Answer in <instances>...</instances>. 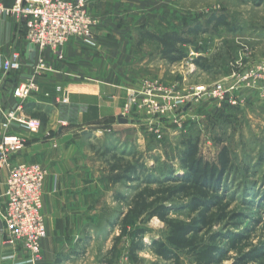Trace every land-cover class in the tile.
I'll list each match as a JSON object with an SVG mask.
<instances>
[{
	"label": "rangeland",
	"instance_id": "obj_1",
	"mask_svg": "<svg viewBox=\"0 0 264 264\" xmlns=\"http://www.w3.org/2000/svg\"><path fill=\"white\" fill-rule=\"evenodd\" d=\"M85 2L94 22L95 47L91 49H97L98 37L102 39V50L92 59L94 65L110 73L113 81L125 84L126 104L132 98L136 102L128 110L124 105L121 116L127 124L90 131L79 142L74 196L90 198L82 205L86 221L81 233L93 232L82 238L85 255L67 264H107L110 260L112 264H161L150 246L152 239L165 237V225L156 217L148 219L147 214L124 219L131 198L145 182L111 184L103 148L133 163L137 160L147 167V176L155 179L172 171L181 177L179 155L184 143L193 138L198 139L204 161L216 162L223 146L231 158L226 195L234 199L229 210L243 218L237 225L230 220L216 224L213 231L244 239L221 264H237L243 254L256 250L263 255L247 264H264V0H120L121 9L108 18L109 25L90 14ZM219 17L227 24L218 23ZM194 27L206 32L196 39L187 37L192 43L180 48L187 58L172 65L161 58L155 43L139 36L142 31L179 34ZM1 44H10L32 68L43 53L28 43L14 16H0ZM199 56L211 66L209 72L193 63ZM219 84L222 91L217 93ZM48 108L41 114H49ZM116 193L126 202L117 201ZM0 202L1 217V198ZM178 218L186 220L182 214ZM136 228L144 234L135 235ZM139 241L144 248L134 252ZM180 258L182 264H194L186 254Z\"/></svg>",
	"mask_w": 264,
	"mask_h": 264
},
{
	"label": "crops",
	"instance_id": "obj_2",
	"mask_svg": "<svg viewBox=\"0 0 264 264\" xmlns=\"http://www.w3.org/2000/svg\"><path fill=\"white\" fill-rule=\"evenodd\" d=\"M86 1L89 13L97 16L102 24H108V18L121 9L120 0ZM1 2L7 7L13 4V0ZM101 42V37H98V47L93 50L81 41L71 39L62 49L61 60L51 51H44L42 56L52 70L35 77L39 90L23 103L22 112L27 117L39 119L41 128L37 133H29L16 125L6 129L7 133L17 134L26 141L24 149L11 157L12 161L38 164L46 171L42 187V215L47 235L42 241L41 259L36 264H67L80 260L86 252L82 238L91 236L93 232L85 229L81 233L86 221L82 205L88 204L90 198L74 196L77 186L74 173L80 165L79 142L90 131L100 132L104 127L119 125L118 117L128 99L125 84L113 81L110 73L94 65L92 59L98 55L97 51L102 50ZM11 51L10 44L0 45V52L4 55ZM32 51L35 56V50ZM21 61V69L11 75L9 83L12 85L33 77L31 63L23 61L22 57ZM61 91L67 92L65 103L62 102ZM17 104L9 88L0 90V106L4 111L15 108ZM48 107L51 108L50 113L41 114ZM1 115L0 130L5 131ZM6 173V168L1 167L0 192L3 191ZM7 253H11L9 248L0 247V256ZM25 256V252L18 249L16 259L23 260ZM0 264L13 263L6 261Z\"/></svg>",
	"mask_w": 264,
	"mask_h": 264
},
{
	"label": "trees",
	"instance_id": "obj_3",
	"mask_svg": "<svg viewBox=\"0 0 264 264\" xmlns=\"http://www.w3.org/2000/svg\"><path fill=\"white\" fill-rule=\"evenodd\" d=\"M216 21L223 25L227 24L222 17L217 18ZM205 32L203 28L194 27L179 34L142 31L139 36L155 43L161 58L172 65L187 58V54L180 48L192 43L189 38L196 39ZM193 63L203 72H209L211 69L206 59L201 56L195 58ZM102 155L108 157L106 172L111 184L145 182L146 186L131 198L124 219L147 214L148 219L156 217L165 225L167 229L165 237L152 239L150 246V251L162 262L161 264H182L180 254L191 257L194 264H221L226 260L227 253L239 249L238 245L244 236L235 234L226 236L213 231L216 224L220 225L230 220L237 225L243 218L239 212L229 210L234 199L226 195L228 191L225 180L231 167V158L225 146L220 149L216 162L210 163L200 156L198 139H189L184 143L179 155L183 175L175 177L172 171L168 173L169 175L156 179L147 176V167L137 160L134 163L125 160L109 147L103 148ZM151 184H155L156 187H149ZM114 196L117 201L126 202L122 195L116 193ZM175 200L178 201L177 204L174 203ZM246 201L245 203L248 202ZM181 214L186 220L178 218ZM121 228L123 232V224ZM143 234L142 229H135V235ZM224 240H226L225 244H223ZM143 248V244L139 241L132 249L135 252ZM110 253L113 255V252ZM262 255L260 250L243 254L237 264H247L249 261L260 259ZM107 264H112L111 260Z\"/></svg>",
	"mask_w": 264,
	"mask_h": 264
},
{
	"label": "built area",
	"instance_id": "obj_4",
	"mask_svg": "<svg viewBox=\"0 0 264 264\" xmlns=\"http://www.w3.org/2000/svg\"><path fill=\"white\" fill-rule=\"evenodd\" d=\"M0 16L16 17L24 28L28 43L41 52H53L58 59L62 58V49L71 39L95 46L94 22L88 15L85 0H13L10 7L0 0ZM21 67L18 51L12 50L8 55L0 52V90L9 88L11 97L18 102L15 108L7 111L0 106L5 129L0 130V168L7 171L3 191L0 192L3 200L0 247L11 250V253L0 256V263L36 264L41 259L42 241L47 235L42 215V187L46 171L38 164L12 161L11 157L24 149L26 141L17 134L7 133L6 129L16 125L29 133L40 130L42 124L39 119L23 115V103L39 90L35 77L52 69L40 56L32 68V78L10 84L11 75ZM215 90L221 92L222 85L216 86ZM61 93L62 102H67V92ZM135 102L136 99L132 98L125 105L126 109ZM18 249L25 252L23 260L16 259Z\"/></svg>",
	"mask_w": 264,
	"mask_h": 264
},
{
	"label": "water",
	"instance_id": "obj_5",
	"mask_svg": "<svg viewBox=\"0 0 264 264\" xmlns=\"http://www.w3.org/2000/svg\"><path fill=\"white\" fill-rule=\"evenodd\" d=\"M118 123L119 124H127L128 123V120L124 119L121 115L118 117ZM2 228V224H1V221H0V229Z\"/></svg>",
	"mask_w": 264,
	"mask_h": 264
}]
</instances>
